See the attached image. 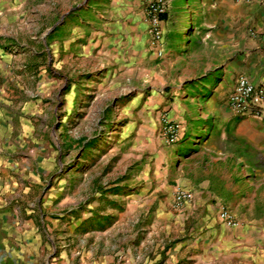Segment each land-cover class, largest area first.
<instances>
[{"label":"rangeland","instance_id":"obj_1","mask_svg":"<svg viewBox=\"0 0 264 264\" xmlns=\"http://www.w3.org/2000/svg\"><path fill=\"white\" fill-rule=\"evenodd\" d=\"M52 46L59 57L45 82L8 83L10 103L0 101L1 153L15 144L13 165L0 169V264H124L129 249L150 264H254L264 255V178L239 173L216 134L211 146L167 147L159 132L164 118L176 121L165 106L192 75L175 72L204 67L145 56L127 80L117 59L78 60ZM158 151L167 176L153 173ZM177 187L192 194L181 209L172 207ZM221 208L237 227L223 225Z\"/></svg>","mask_w":264,"mask_h":264},{"label":"crops","instance_id":"obj_2","mask_svg":"<svg viewBox=\"0 0 264 264\" xmlns=\"http://www.w3.org/2000/svg\"><path fill=\"white\" fill-rule=\"evenodd\" d=\"M162 27V65L180 68L193 62L204 67L200 75L195 70L175 72L183 78L192 74L186 78L187 91L177 89L165 106L181 125V142L197 139L199 145L204 139L211 146L216 134L218 153L232 157L239 173L264 178V121L235 116L226 105L238 76L264 87L262 7L235 0H167ZM54 43L71 51L70 58L80 60L93 52L98 58L117 59L127 80L135 76L143 57L154 59L147 50L139 0H0V101L10 103L8 83L45 82V67L59 57L53 53ZM198 78L199 84L193 82ZM14 147L11 142L5 146L8 154L0 151V169L13 165ZM167 159L161 151L155 154L151 165L156 176H167ZM133 251L127 250L124 264L151 263ZM251 260L264 264V255ZM109 262L106 258L100 263Z\"/></svg>","mask_w":264,"mask_h":264},{"label":"built area","instance_id":"obj_3","mask_svg":"<svg viewBox=\"0 0 264 264\" xmlns=\"http://www.w3.org/2000/svg\"><path fill=\"white\" fill-rule=\"evenodd\" d=\"M143 22L145 23L147 50L155 60L165 55V32L162 19L167 12V0H139ZM240 3H257L263 9L264 0H235ZM226 105L230 112L239 117L264 121V87L253 84L245 76H238L234 86L227 96ZM160 135L168 145H174L181 139V125L177 121L163 119L160 123ZM192 200V194L180 188L172 192V207L181 209ZM220 221L227 227H237L238 221L226 209L221 208L218 214Z\"/></svg>","mask_w":264,"mask_h":264},{"label":"trees","instance_id":"obj_4","mask_svg":"<svg viewBox=\"0 0 264 264\" xmlns=\"http://www.w3.org/2000/svg\"><path fill=\"white\" fill-rule=\"evenodd\" d=\"M164 17H165V15H164V16H162V17H161V19L163 20V19H164Z\"/></svg>","mask_w":264,"mask_h":264}]
</instances>
